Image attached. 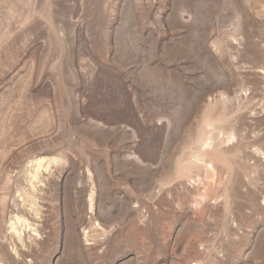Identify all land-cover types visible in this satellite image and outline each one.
Segmentation results:
<instances>
[{
	"label": "rangeland",
	"instance_id": "374dc122",
	"mask_svg": "<svg viewBox=\"0 0 264 264\" xmlns=\"http://www.w3.org/2000/svg\"><path fill=\"white\" fill-rule=\"evenodd\" d=\"M0 264H264V0H0Z\"/></svg>",
	"mask_w": 264,
	"mask_h": 264
},
{
	"label": "bare ground",
	"instance_id": "6f19581e",
	"mask_svg": "<svg viewBox=\"0 0 264 264\" xmlns=\"http://www.w3.org/2000/svg\"><path fill=\"white\" fill-rule=\"evenodd\" d=\"M25 223V222H24Z\"/></svg>",
	"mask_w": 264,
	"mask_h": 264
}]
</instances>
